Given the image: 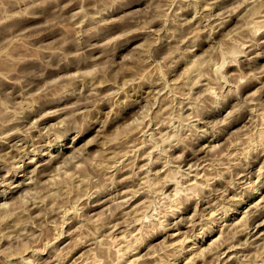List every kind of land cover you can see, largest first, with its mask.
Masks as SVG:
<instances>
[{"label":"rangeland","instance_id":"1","mask_svg":"<svg viewBox=\"0 0 264 264\" xmlns=\"http://www.w3.org/2000/svg\"><path fill=\"white\" fill-rule=\"evenodd\" d=\"M263 129L264 0H0V264H264Z\"/></svg>","mask_w":264,"mask_h":264},{"label":"bare ground","instance_id":"2","mask_svg":"<svg viewBox=\"0 0 264 264\" xmlns=\"http://www.w3.org/2000/svg\"><path fill=\"white\" fill-rule=\"evenodd\" d=\"M211 94H212V91H211ZM262 119V118H261ZM260 127V126H259ZM264 130V129H263ZM213 137V136H212ZM264 140V139H263ZM208 143V142H207ZM208 161V160H207ZM177 173V172H176ZM175 173V174H176ZM185 175V174H184ZM200 176V175H199ZM28 177V176H27ZM145 179V178H144ZM140 180V179H139ZM27 181V180H26ZM188 181V180H187ZM191 184V183H190ZM146 187V186H145ZM197 187V186H196ZM164 191V190H163ZM179 191V190H178ZM177 191V192H178ZM190 191V190H189ZM179 193V192H178ZM175 194H176V192H175ZM128 196V195H127ZM177 197V196H176ZM175 197V198H176ZM126 198V197H125ZM158 198V197H157ZM132 199V198H131ZM160 199H161V196H160ZM105 202V201H104ZM100 203V202H99ZM108 203V202H107ZM106 205V204H105ZM152 213V212H151ZM231 213H234V210H232V212ZM140 215V214H139ZM141 216V215H140ZM153 218H154V216H152ZM145 219V218H144ZM148 219H150V217L148 218ZM151 220V219H150ZM136 221V220H135ZM139 221H141V219L139 220ZM146 221H147V219H146ZM145 221V222H146ZM212 224H214V222L212 223ZM175 225V224H174ZM231 225V224H230ZM217 226V225H216ZM210 228V227H209ZM112 229V228H111ZM202 229V228H201ZM208 231V230H207ZM137 232V231H136ZM209 232V231H208ZM129 233V232H128ZM134 234V233H133ZM205 234H207V233H205ZM211 234V233H210ZM124 235V234H123ZM123 235L121 236V237H123ZM127 236L128 235H126V238H127ZM206 236V235H205ZM211 236V235H210ZM123 238H125V236L123 237ZM124 241V240H123ZM126 241V240H125ZM137 241V240H136ZM199 241V240H198ZM110 244V243H109ZM114 244V243H113ZM114 246V245H113ZM111 247V246H110ZM119 248V247H118ZM132 248V247H131ZM115 249V248H114ZM120 249V248H119ZM127 249H129V248H127ZM127 249H126V251H127ZM125 250V249H124ZM117 251V250H116ZM124 252V251H123ZM129 252V251H128ZM119 253V252H118ZM124 254V253H123ZM122 255V254H121ZM125 255V254H124ZM118 256V255H117ZM123 256V255H122ZM177 257H178V255H177ZM54 261V260H53ZM54 263V262H53ZM83 263V262H82ZM80 264V263H79Z\"/></svg>","mask_w":264,"mask_h":264}]
</instances>
